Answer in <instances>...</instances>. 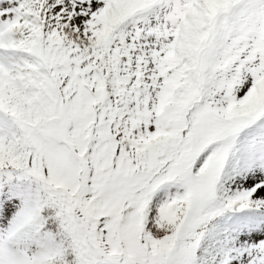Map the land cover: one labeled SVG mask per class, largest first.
Segmentation results:
<instances>
[{
  "label": "snow or ice",
  "instance_id": "1",
  "mask_svg": "<svg viewBox=\"0 0 264 264\" xmlns=\"http://www.w3.org/2000/svg\"><path fill=\"white\" fill-rule=\"evenodd\" d=\"M0 264H264V0H0Z\"/></svg>",
  "mask_w": 264,
  "mask_h": 264
}]
</instances>
